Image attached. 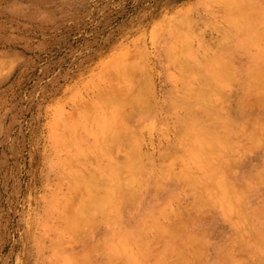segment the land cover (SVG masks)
I'll use <instances>...</instances> for the list:
<instances>
[{"label": "rangeland", "instance_id": "1", "mask_svg": "<svg viewBox=\"0 0 264 264\" xmlns=\"http://www.w3.org/2000/svg\"><path fill=\"white\" fill-rule=\"evenodd\" d=\"M255 32L264 0H0V264H264ZM224 68L236 87L218 80ZM197 89H216L208 107ZM138 107L150 117L128 137L124 110ZM215 135L229 148L208 150ZM128 149L146 156L139 171L125 173ZM115 173L132 179L127 204H109ZM173 231L189 240L167 246ZM100 232L114 243L88 259Z\"/></svg>", "mask_w": 264, "mask_h": 264}, {"label": "bare ground", "instance_id": "2", "mask_svg": "<svg viewBox=\"0 0 264 264\" xmlns=\"http://www.w3.org/2000/svg\"><path fill=\"white\" fill-rule=\"evenodd\" d=\"M258 18V17H257ZM258 19H255L254 22H256ZM229 24H231V20L229 21ZM254 38L256 39V41L260 44V46L262 45V43H264V36L261 34V33H257L255 32V35H254ZM256 57V60L254 61V63H249L248 62V67H253L254 69L256 68H260L262 69L264 67V58L260 57L259 55L258 56H255ZM243 65L246 64V61H243L242 62ZM212 78V77H210ZM218 80H221L222 83H228L229 81L230 82H233V85H235L236 87V82L232 76V74H230V71L227 69V68H224L222 70V73L219 74L218 76ZM263 81V80H262ZM260 81V83L262 82ZM216 89H210L209 91H204V90H201V89H197L195 90V92L193 93L194 96H197L199 97L201 100L203 101H200V103L202 104H205V106L208 107V105L210 104L211 100L213 99V95L215 94V91ZM131 95L132 93L129 92ZM129 95V94H128ZM247 104L250 105V101L249 100H246ZM166 108H169V107H166ZM122 110V109H121ZM231 110V109H230ZM125 112V116H126V119H125V127H126V133L128 134V137L132 136V137H135L136 134H137V124H138V121L137 119H139L140 117H144L145 120L147 121V118L149 116V113L150 112H147V109L144 107H138V108H135L133 111L131 110H124ZM245 114H243L242 112H239L237 113L236 115H233L234 117V122L233 124H236V123H240L242 122V120L244 121V119H246V116H247V113L249 112H245ZM243 114V115H241ZM150 117V116H149ZM209 125H210V129L211 130H215L214 128V121L212 118H209ZM225 127H227L228 124L224 123ZM230 131V130H229ZM230 135H232V130L230 131ZM201 140H198L197 144L200 143ZM220 142L223 144L222 146H225L227 149L229 148V141L228 139H225V140H222L220 139L217 135H215V137L210 140L209 144L207 145V148L208 150L209 149H212L214 147H218L220 146ZM217 149H216V153H217ZM185 150L187 152L185 153H182V158L184 159H191V160H194L195 159V152L198 153V151H191V147H185ZM128 153H127V166H126V171L125 173H131L132 169L130 168L131 166H133V169L136 170L134 164L135 163H138L139 166L137 168V171L140 170L141 166L140 164L142 163V160L143 158H146L145 155H142L140 157H137L136 154H135V151L133 149H128ZM176 151L174 152H171V153H175ZM179 151H177L176 154H178ZM205 151L203 150H200L198 156H202L204 155ZM170 154V153H168ZM180 154V153H179ZM172 155V154H171ZM193 155V157L191 156ZM164 156H160V159L163 158ZM197 157V156H196ZM174 156H169V158L165 161V164L166 163H169V162H173L174 161ZM251 160L253 159H250V160H247V162L243 163L242 164V167L243 169L245 170V175H248L249 172H251V169H249V164L251 162ZM149 160H147L148 162ZM162 164V160L160 161L159 163V166ZM177 169H182L181 165L178 164V167ZM218 169H219V172L218 173H221L223 174L226 178H227V181L229 180L228 178V174L230 175V169L228 170V167L227 165L224 163H219L218 165ZM113 175V174H112ZM119 175H121L120 173H115L113 176H115L116 178L113 179V178H110L109 177V185H110V189H111V192L113 194V197L114 199L112 198H109V204L111 206H113L115 204V202L117 201L118 202V199L119 197L117 196V193H124V196L122 197V202L124 203V200H125V203L127 204L129 202V198L126 196L129 194L128 190L126 188H128V186L130 185V181H132V179L130 178V175L128 174L129 177L127 178H124L122 180L121 183L117 182V179L119 178ZM145 175H148L147 173H145ZM175 175V179L178 180V175H181V171L177 172L174 174ZM232 175V173H231ZM175 180V183L176 184H172L174 188H170L167 187L166 189H168V192L170 193V195L174 196V195H177L179 193V191H184L182 187H180V185L178 184V182ZM108 182V180H107ZM220 197H219V200L222 204V206H227L228 204V201L230 200V190H223L220 192ZM115 194H116V199H115ZM126 198V199H125ZM201 204L202 206L204 205H207L208 207H212V204L207 200V198H204L202 201H201ZM139 206H143V203H139L138 204V207ZM147 217L151 218L152 216L148 213L146 214ZM130 219V220H129ZM128 220H124L123 219V222H125L124 224L126 225L127 224H133L135 223L136 221H134L132 218H129ZM182 232V231H181ZM114 236V235H112ZM117 238V237H116ZM182 241V242H187L189 240V238L187 237V235H185L184 233H182V235H180L179 231H173V233L169 234V235H166L164 236V238H162V241L167 245V246H171L172 244L176 246V243L178 241ZM90 242L92 243V245L96 248H92L93 249V253H91V255H88V259H97V261L99 260V257H100V252H99V247H101V244L102 242H107V243H114V239L110 236L109 238H105L104 234H101L100 233H97V235H95L94 237L90 238ZM192 255H194V252H192Z\"/></svg>", "mask_w": 264, "mask_h": 264}]
</instances>
